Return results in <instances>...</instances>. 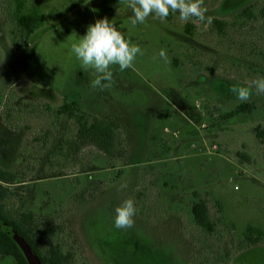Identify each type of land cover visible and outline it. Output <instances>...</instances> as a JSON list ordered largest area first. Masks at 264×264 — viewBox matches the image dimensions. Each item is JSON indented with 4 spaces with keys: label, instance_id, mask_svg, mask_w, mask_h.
<instances>
[{
    "label": "rangeland",
    "instance_id": "obj_1",
    "mask_svg": "<svg viewBox=\"0 0 264 264\" xmlns=\"http://www.w3.org/2000/svg\"><path fill=\"white\" fill-rule=\"evenodd\" d=\"M21 1L43 26L16 50V2L0 0V167L15 176L7 208L21 211L20 201L36 216L40 247L58 244L70 264H264V147L254 136L264 129V94L240 101L229 91L264 77V0H205L208 27L177 14L132 26L120 0ZM104 17L143 54L131 69L114 66L100 90L71 44ZM65 95L116 123L118 161L76 141L70 118L55 114ZM241 103L251 113L223 119ZM128 198L135 223L118 229L114 210ZM197 198L213 235L192 222ZM248 227L263 234L256 247Z\"/></svg>",
    "mask_w": 264,
    "mask_h": 264
},
{
    "label": "trees",
    "instance_id": "obj_2",
    "mask_svg": "<svg viewBox=\"0 0 264 264\" xmlns=\"http://www.w3.org/2000/svg\"><path fill=\"white\" fill-rule=\"evenodd\" d=\"M16 8L14 12L15 32L13 33V46L16 50L21 48L22 42L31 41L43 26V17L36 10L28 13L23 12L21 0H15ZM248 19L252 18L248 7L242 11ZM221 26H224L221 24ZM19 41L15 42V38ZM30 56V55H29ZM28 56V58H29ZM24 66H26L24 64ZM41 100L53 103L56 97L52 89H40ZM62 103L55 110L58 116L66 115L75 127V139L81 145L92 146L103 154L108 160L118 161L121 158L120 144L116 141L118 127L115 122L102 120L95 116L88 115L77 100L62 97ZM253 104L241 103L234 110L225 113L223 119H229L245 113H251ZM255 139L264 147V129H255ZM15 176L9 171L0 167V258L9 257L13 264H27L21 250L16 245L12 235L15 233L21 237L38 257L41 264H70L71 255L63 251L58 244L51 245L43 250L40 247L39 239L41 232L37 228V218L30 212L22 208L21 211H12L7 208L9 200L14 196L10 191L13 186ZM20 188L19 190H21ZM192 222L206 235L215 233V224L211 221L207 204L201 198H197L190 207ZM250 247H256L263 239V234L248 227L245 236ZM226 264V262H225Z\"/></svg>",
    "mask_w": 264,
    "mask_h": 264
},
{
    "label": "clouds",
    "instance_id": "obj_3",
    "mask_svg": "<svg viewBox=\"0 0 264 264\" xmlns=\"http://www.w3.org/2000/svg\"><path fill=\"white\" fill-rule=\"evenodd\" d=\"M131 9L132 26L144 24L149 17L166 22L172 14H177L181 23L191 21L194 24L208 27L213 17L207 15L205 0H120ZM71 52L80 61L84 70H93L95 78L91 81L93 89L104 90L113 80L114 66L121 72L131 69L137 55H142L138 44L132 43L118 30L107 17L97 19L87 26L86 33L78 36L71 44ZM159 56L167 61V54L162 49ZM255 89L257 94H264V77H256L247 86L233 85L229 91L240 101H247ZM127 185H121V189ZM114 226L118 229H129L134 226L137 208L133 198L125 199L115 208ZM66 252V250H63Z\"/></svg>",
    "mask_w": 264,
    "mask_h": 264
},
{
    "label": "water",
    "instance_id": "obj_4",
    "mask_svg": "<svg viewBox=\"0 0 264 264\" xmlns=\"http://www.w3.org/2000/svg\"><path fill=\"white\" fill-rule=\"evenodd\" d=\"M16 245L21 250L27 264H41L38 257L32 252L31 248L25 243V241L16 235L15 233L12 235Z\"/></svg>",
    "mask_w": 264,
    "mask_h": 264
}]
</instances>
